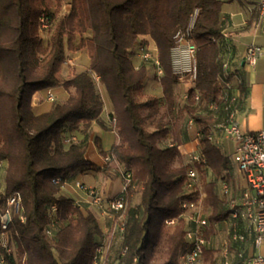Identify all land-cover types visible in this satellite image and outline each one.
<instances>
[{
  "label": "trees",
  "instance_id": "obj_1",
  "mask_svg": "<svg viewBox=\"0 0 264 264\" xmlns=\"http://www.w3.org/2000/svg\"><path fill=\"white\" fill-rule=\"evenodd\" d=\"M60 9L61 0H0V165H7L0 205L18 193L22 209L8 230L11 252L0 247V259L5 264H93L96 250L104 245L97 218L61 189L72 174L106 176L115 162L130 174V183L123 194L124 208L116 215L122 216L123 233L105 256H113L116 264H178L179 254L188 249V225L181 219L167 227L165 221L179 216L184 200L194 199L185 187L192 166L178 146L192 129L206 160L204 168H196L210 167L219 178L226 163L207 137L220 136V126L231 114L236 117L238 102L247 99L242 82L237 97L233 87L218 85V79L228 82L231 77L220 60L227 24L223 2L71 0L67 15L60 16ZM195 10L189 39L196 48V73L186 76L193 84L181 98L183 78L173 71L171 51L177 45L176 34L186 32ZM41 19L48 31L55 24L47 47L40 37ZM87 33L90 37L74 46L75 37ZM147 42L155 45L163 75L157 77L161 96L142 100L148 68L144 62L135 65L133 57L136 50L148 47ZM66 45L72 51L86 49L89 65L62 84L71 91L64 102L55 99L47 111L38 112L32 106L33 95L47 97L58 87ZM97 83L108 94L113 108L109 124L118 136L104 167L85 157L91 126L103 112ZM95 143L106 157L100 141ZM211 186L205 204L215 223L228 214ZM210 235L207 229L205 238ZM201 259L215 264L214 250L206 249Z\"/></svg>",
  "mask_w": 264,
  "mask_h": 264
},
{
  "label": "crops",
  "instance_id": "obj_2",
  "mask_svg": "<svg viewBox=\"0 0 264 264\" xmlns=\"http://www.w3.org/2000/svg\"><path fill=\"white\" fill-rule=\"evenodd\" d=\"M223 2V13L227 16L226 29L224 31V36L221 40V54L220 60L223 65H227L226 71L231 74L229 81L227 82V87H233L234 96L240 95L239 84L241 82L246 87L247 99L244 103L238 102L236 122L239 128L244 132H256L264 127V34L260 30V21L257 10V0H221ZM153 44V43H152ZM249 45H256L261 48V55L259 56L254 67H248L243 64L244 55L246 49ZM155 46V45H154ZM156 51V49H155ZM89 61L87 63V67ZM100 85V95L103 101V112L101 113L99 120L93 122L90 129V137L88 140V147L86 150L85 157L93 165L98 167H104L107 165L105 158H109V151L113 144L118 142V136L114 129L110 127V116L113 115V108L109 100H105L107 92L103 85ZM146 85V84H145ZM147 85L145 86L146 89ZM160 87V86H159ZM158 96H161V89L159 88ZM42 93L37 92L33 95L32 106L36 110H40L41 106L33 103L37 95ZM108 95V94H107ZM157 96V97H158ZM105 97V98H104ZM116 137V139L114 138ZM216 139L213 142L214 147L219 152V147L221 145L228 146L230 143L232 149V155L234 153L235 142L232 139H227L222 136H215ZM220 139H222L220 141ZM100 141L101 146L106 153V157L99 154L95 141ZM228 141V142H227ZM171 141H167V145L171 146ZM228 148V147H227ZM178 150L185 161H188L189 154H202L200 143L197 140V135L193 130L187 131L186 135L183 137L182 143L178 146ZM221 156V154L219 153ZM231 155V156H232ZM203 156V154H202ZM204 157V156H203ZM205 158V157H204ZM221 159L223 160L222 156ZM230 163L232 164L231 160ZM3 173H5L7 165L5 163L1 164ZM210 167H208L209 169ZM122 169V168H121ZM117 163H110V169L107 175L98 172H77L68 178L67 182H72L74 178L83 177L84 179L94 178L95 183L89 184L92 189H95L104 199H111L114 196L120 194L123 189V178L121 177V170ZM210 170H212L210 168ZM228 169L222 168V178L221 188L223 189V196L232 195L230 202L226 204L227 208L222 209L224 206L223 198L218 194L215 186L218 183L219 178H216L212 183V191L216 195L220 202L221 209L229 213L231 206L233 204L237 205L239 199L243 193L248 192V186L239 173L238 168H236V177L228 176ZM77 175V176H76ZM220 182V181H219ZM226 185V191L224 186ZM4 187V186H3ZM207 193V191H206ZM61 194L73 198L66 192L65 188L61 189ZM208 194V193H207ZM137 198V200H136ZM138 201V195L132 197V203L135 204ZM81 204L87 205L88 209L96 216L100 230L102 231L103 240H108V246L115 247L118 234L117 229V219L114 214L108 213L104 209L98 208L89 204L87 201H81ZM227 218V217H226ZM225 218V219H226ZM229 218H227L228 220ZM229 228L232 234L236 233L243 236L244 241H231L229 246V251L232 253L233 260H228L225 264H239V256H252L256 253L263 255L262 245L264 243V238L258 248L253 245L254 235L249 229V222L245 219H238L233 221L231 224L229 222ZM208 241V240H207ZM104 244L105 242L102 241ZM203 262V263H202ZM204 264L203 259L200 261Z\"/></svg>",
  "mask_w": 264,
  "mask_h": 264
},
{
  "label": "built area",
  "instance_id": "obj_3",
  "mask_svg": "<svg viewBox=\"0 0 264 264\" xmlns=\"http://www.w3.org/2000/svg\"><path fill=\"white\" fill-rule=\"evenodd\" d=\"M257 10L260 21V30L264 34V0H257ZM198 11L195 10L190 17L188 29L184 33H177V45L171 51L172 68L175 74L183 78L184 76L194 77L196 48L190 41V33L195 23ZM41 27L46 29L47 25L44 19H41ZM148 48H140V57L144 62L151 61L156 70V76L163 75L162 69L157 60V55L145 52ZM261 55V48L256 45H249L246 49L243 64L248 67H254L259 56ZM227 68V65H224ZM98 82V77L95 76ZM218 85L222 89H227V82L218 79ZM197 99V96L195 97ZM46 100L52 102L55 96L52 92H47ZM230 103L234 102V98L230 99ZM211 109H215V105H211ZM188 127L192 126V121H188ZM220 136L232 139L235 142L234 153L232 155L233 162L236 164L239 173L243 176L249 191L243 193L237 205L233 204L228 213L230 224L238 219H245L249 222V229L255 236L253 245L258 248L264 238V127L256 132L242 131L233 114H231L226 123L220 126ZM210 142H214L216 137L210 133L207 137ZM71 140H75L72 138ZM198 140V138H197ZM199 141V140H198ZM68 142V140L66 141ZM110 159L105 158V162ZM189 163L191 168L186 174V189L188 193L193 194L194 199L184 200L181 204V212L177 218L168 219L165 221L167 227H173L179 220L187 223L186 240L188 242V249L178 256V264H201L203 252L207 249L208 241L205 238L207 227L209 226L208 219L203 214L198 212V203L201 201V187L198 183L199 171L196 165L205 167L206 160L201 154H189ZM1 166V165H0ZM123 189L120 194L111 199H104L95 189L85 187L84 184L76 182V187L84 192L89 198V204L98 208L104 209L108 213L117 214L124 208L123 194L126 191L127 185L130 183V174L123 173ZM55 184L58 180H53ZM226 191V185H223ZM77 203L80 201L76 200ZM21 198L18 193L6 197L0 205V247H3L9 254L11 249L8 246V230L13 221V217L20 214ZM56 211V207H52V213ZM23 222L24 218L20 216ZM122 216L117 219L116 233L118 237L123 233L124 227L121 223ZM232 239L243 242V236L236 233L232 234ZM109 249V246L103 245L99 247L94 255L93 264H105L104 256ZM239 264H264V255L256 253L252 256H239ZM0 264H5L4 259H0Z\"/></svg>",
  "mask_w": 264,
  "mask_h": 264
},
{
  "label": "rangeland",
  "instance_id": "obj_4",
  "mask_svg": "<svg viewBox=\"0 0 264 264\" xmlns=\"http://www.w3.org/2000/svg\"><path fill=\"white\" fill-rule=\"evenodd\" d=\"M70 4H71V0H61V9H60V16H65L68 14L69 10H70ZM54 28H55V24H53V26L49 29H43V31H41V40L43 43V46L47 47L50 43L51 40V36L54 32ZM90 37V33L85 34L84 36H76L75 40H74V46H77L81 39L87 40V38ZM66 43V40H65ZM147 51L150 54H152L153 56H156V51H155V46L154 44H152V42H147ZM89 61L88 55H87V51L86 49H83L81 51H72L69 50L67 48L66 45V49H65V62L62 65L61 71L58 74V80H59V85L58 87H56V89L52 90L53 94L55 96L56 102L62 103L64 102V100L68 97L69 93L71 91H65L62 87V84L67 81L68 79H70L72 76H74L77 73L83 72L87 69V63ZM133 62L135 65H138L140 63H142L143 61L141 60L140 57V51L136 50L135 55L133 57ZM144 64L147 66L148 68V78L146 79V91H145V95H143L142 100H144V98L147 97H157L159 94V84L157 82V76H156V70L154 65L152 64L151 61H144ZM182 83L180 85V96L181 98H185L187 96V92L189 90V88H191L192 86V82L190 79H188L186 76L183 77L182 79ZM96 89L98 91V93H100V85L97 83L96 84ZM106 91V90H105ZM106 98L105 100H108V95H105ZM35 104L40 105L41 109L38 110V112H44L47 111L50 106L51 103L49 101L46 100V96L45 94H41V95H37L34 102ZM184 122L185 120H182V130H184L183 126H184ZM191 131V130H190ZM114 138L116 139V137L114 136ZM222 139H220L221 141ZM228 142V141H227ZM228 146H223L221 145L219 147V153L221 154L223 161L226 163V167L229 170L228 171V176H232L233 178L236 177V164L233 162L232 159V149H231V145L230 143L227 144ZM228 147V148H227ZM230 160L232 162V164L230 163ZM189 161V159H188ZM186 161V162H188ZM199 171V170H198ZM201 169L199 171V179H198V183L199 186L201 187V201L198 203V212L203 214V216H205L208 219L209 222V226L207 227V229L212 231V235H210V238L208 239V246L207 249H212L215 252V257H216V263L215 264H225L226 262H228V260H233V256L232 253L229 251V246H230V242L234 241L232 239L231 236V231H230V226H229V222H230V218L227 220L228 216L226 219H222L218 222L212 223L210 221V215L212 214V210L210 207H208L205 204V201L207 199V189L208 186L211 185L214 180H216V175H215V171L214 170H210V168L206 169L205 171H203ZM77 173V172H76ZM74 173V174H76ZM72 174V175H74ZM77 176V175H76ZM222 175L220 174L218 183L215 184V186H217L216 190L218 192V194L221 196V198H223V203L224 206H222V209L227 208L226 204L230 202V199H232V195L230 196H223L224 192L223 189L221 188L222 184H221V180ZM75 180H73L72 182H67L65 184V186L63 188L66 189V192L71 195L72 197H74L76 200L78 201H87L89 202V198L87 197V195L82 192L79 188L76 187V182H79L81 184H84L85 187L91 188L90 186H88L89 184H93L95 183V185H97V181H94V178H86L84 179L83 177H76L74 178ZM220 181V182H219ZM89 183V184H88ZM4 186V173H3V169L0 166V191H3V187ZM137 200V198H136ZM138 201H135V203H137ZM213 227V229H211V227ZM105 245L108 244V240H104ZM107 246V245H106ZM264 253V243L262 245V250ZM264 255V254H263ZM104 256V262L105 264H116V261L114 260L113 256H109V255H102V259ZM239 260V257H238ZM203 263V262H202ZM103 264V263H102ZM204 264H208V263H204Z\"/></svg>",
  "mask_w": 264,
  "mask_h": 264
}]
</instances>
